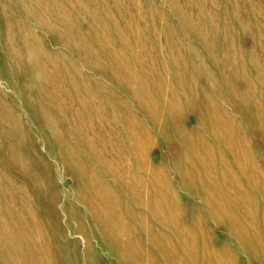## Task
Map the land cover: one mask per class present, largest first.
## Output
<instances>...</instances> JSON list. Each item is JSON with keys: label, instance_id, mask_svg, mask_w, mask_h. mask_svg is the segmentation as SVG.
<instances>
[{"label": "rangeland", "instance_id": "rangeland-1", "mask_svg": "<svg viewBox=\"0 0 264 264\" xmlns=\"http://www.w3.org/2000/svg\"><path fill=\"white\" fill-rule=\"evenodd\" d=\"M0 182V264H264V0H0Z\"/></svg>", "mask_w": 264, "mask_h": 264}, {"label": "bare ground", "instance_id": "bare-ground-1", "mask_svg": "<svg viewBox=\"0 0 264 264\" xmlns=\"http://www.w3.org/2000/svg\"><path fill=\"white\" fill-rule=\"evenodd\" d=\"M222 11V10H221ZM231 51V50H230ZM234 51V50H233ZM243 57V56H242ZM58 70V69H57ZM241 71V70H240ZM32 72V71H31ZM235 76V75H234ZM53 79V78H52ZM54 81V80H53ZM67 82V81H66ZM99 89V88H98ZM72 91V90H71ZM110 91V90H109ZM230 93V92H229ZM246 93V92H245ZM81 95V94H80ZM113 96V95H112ZM43 97H44V95H43ZM62 97V96H61ZM67 98V97H66ZM65 98V99H66ZM102 98V97H101ZM222 98V97H221ZM43 99V98H42ZM58 99V98H57ZM60 99V98H59ZM74 100V99H73ZM221 100V99H220ZM59 101V100H58ZM93 101V100H92ZM90 103V102H89ZM60 104V103H59ZM72 104V103H71ZM225 104V103H224ZM79 105H80V103H79ZM7 106V105H6ZM15 106V105H14ZM53 106V105H52ZM63 106V105H62ZM75 106V105H74ZM83 106V105H82ZM3 107V106H2ZM54 107V106H53ZM8 108V107H7ZM45 108V107H44ZM80 108V107H79ZM222 109V108H221ZM81 110V109H80ZM52 111V110H51ZM64 111V110H63ZM117 111V110H116ZM65 113H66V111H64ZM64 113V114H65ZM4 114H6V113H4ZM224 114V113H223ZM3 116V115H2ZM14 117V116H13ZM216 117V116H215ZM52 118V117H51ZM19 119V118H18ZM50 119V118H49ZM232 119V118H231ZM12 121V120H11ZM53 122V121H52ZM84 122V121H83ZM62 123V122H61ZM77 123V122H76ZM86 123V122H85ZM230 123V122H229ZM54 124V123H53ZM58 124V123H57ZM83 124V123H82ZM91 124V122L89 123V125ZM95 124V123H94ZM97 124V123H96ZM95 124V125H96ZM220 124V123H219ZM224 124V123H223ZM233 124V123H232ZM12 125V124H11ZM55 125H56V123H55ZM85 125V124H84ZM119 125V124H118ZM221 125H222V123H221ZM225 125H227V124H225ZM234 125V124H233ZM260 125V124H259ZM24 126V125H23ZM98 126V125H97ZM215 127V126H214ZM217 127V126H216ZM215 127V128H216ZM226 128L228 127V126H225ZM230 127H232L231 125H230ZM30 128V127H29ZM85 128V127H84ZM88 128V127H87ZM223 128H224V125H223ZM226 128H224V129H226ZM64 129V128H63ZM220 129V128H219ZM228 129H229V127H228ZM26 130V129H25ZM91 130H92V127H91ZM91 130H90V132H91ZM221 130V129H220ZM232 130H234V129H232ZM219 131V130H218ZM225 131V130H224ZM224 131H223V133H224ZM78 132V131H77ZM82 132V131H81ZM88 132V131H87ZM142 132V131H141ZM227 133V132H226ZM229 133V132H228ZM219 134H222L221 132H219ZM230 134H232V133H230ZM229 134V135H230ZM238 134V133H237ZM228 135V136H229ZM234 135V134H233ZM239 135V134H238ZM116 136V135H115ZM149 136V135H148ZM190 136V135H189ZM58 137V136H57ZM90 138H91V136H90ZM114 138V137H113ZM131 138V141L133 140L132 139V137H130ZM228 138V137H227ZM86 139V138H85ZM89 139V138H88ZM91 139H93L94 140V138H91ZM232 139V138H231ZM234 139V138H233ZM25 140V139H24ZM55 140V139H54ZM184 140V139H183ZM189 140V139H188ZM190 140H191V136H190ZM229 141H230V138L228 139ZM91 141V140H90ZM89 141V142H90ZM147 141V140H146ZM88 142V141H87ZM92 142V141H91ZM118 142V141H117ZM186 142V141H185ZM188 142V141H187ZM25 143V142H24ZM23 143V144H24ZM79 143V142H78ZM97 143V142H96ZM96 143H94V144H96ZM240 143V142H239ZM238 143V144H239ZM57 144V143H56ZM80 144V143H79ZM87 144V143H86ZM16 145V144H15ZM60 145V144H59ZM92 145V144H91ZM104 145L105 146H107V144L104 142ZM205 145V144H204ZM64 146V145H63ZM73 146V145H72ZM77 146V145H76ZM88 146V145H87ZM101 146V145H100ZM25 147V146H24ZM97 147H99V146H97ZM96 147V148H97ZM65 148V147H64ZM23 149V148H22ZM205 149V148H204ZM105 150V149H104ZM203 150V149H202ZM69 151H70V149H69ZM74 151V150H73ZM98 151V150H97ZM97 151H96V153H97ZM11 152V151H10ZM99 152V151H98ZM102 152H104V151H101V153ZM27 153V152H26ZM90 153V152H89ZM116 153H118L117 151L116 152H114L113 154H112V156L113 155H115ZM71 154V153H70ZM98 154V153H97ZM104 154V153H103ZM244 154V153H243ZM247 154V153H246ZM101 155V154H100ZM12 156V155H11ZM99 156V155H98ZM104 156V155H103ZM111 156V155H110ZM116 156V155H115ZM108 157V156H107ZM246 157V156H245ZM20 159V158H19ZM25 159V158H24ZM30 159V158H29ZM120 160V159H119ZM123 160V159H122ZM82 161V160H81ZM91 161H92V163H93V166L94 165H96V164H98L100 167H99V171L102 169V171H101V173H100V175L102 176V179H99V177H98V181L96 180V178L94 179V180H92V186H90V185H88L87 184V181H85L83 184H82V186H81V191H80V193H79V197L78 198H80V201H82L83 203L85 202V198H89V197H91V205H89L87 202H85L86 203V205H87V208L93 213H91V216H92V218H95L96 219V216L97 217H99L98 215H99V213H100V209H103V211H105V212H107L108 211V213L110 212L111 214H113L114 212H115V210L117 211V209H120V205H121V202H120V199H119V197H118V195L117 194H120V195H124L125 196V198H128V200H129V202H130V205L128 206V208L129 209H126L127 211H129L128 212V215H129V217H126V218H128V219H130V221H134L135 220V215H134V213H132V211H133V201H134V197H137V195H138V193H137V195H135V192H136V181H130L131 183H129V184H127V185H123L122 183H121V181L122 180H120V179H124V178H122V175L124 174L123 172H125L126 171V169H125V171H123V172H121L120 170L121 169H123L124 170V168H121V164L122 163H119L120 161H118V158H115V159H109V160H98V159H91ZM108 161V162H107ZM82 164H78L77 166H78V169H77V172L79 173V175L80 176H82L84 179L85 178H88L89 176L90 177H93V174L94 173H92L91 174V172L89 171V169H87V164L85 165V163H84V161H82L81 162ZM130 163V162H129ZM26 164H28V163H26ZM11 165V164H10ZM15 165V164H14ZM125 165V164H124ZM138 165V164H137ZM12 166V165H11ZM17 166V165H16ZM132 166V165H131ZM135 167V166H134ZM15 168V167H14ZM24 168V167H23ZM26 168V167H25ZM96 169V168H95ZM133 169V168H132ZM129 171V170H128ZM132 171V170H131ZM137 171H139V170H137ZM123 173L122 175H121V178L119 179V173ZM34 173V172H33ZM48 173V172H47ZM120 173V174H121ZM159 173V172H158ZM39 174V173H38ZM33 175V174H32ZM126 175H127V173H126ZM133 175V174H132ZM157 175V174H156ZM23 176V175H22ZM97 177V176H96ZM80 178V177H79ZM135 178H136V176H135ZM39 179V178H38ZM134 179V178H133ZM28 180V179H27ZM1 183V182H0ZM91 183V182H90ZM140 185V184H139ZM138 185V186H139ZM142 185V184H141ZM19 187V186H18ZM17 187V188H18ZM137 188H141L140 186L139 187H137ZM144 190H146V188L144 187L143 188ZM10 190V189H9ZM40 190V189H39ZM139 190V189H138ZM143 190V191H144ZM79 192V191H78ZM146 192V191H145ZM145 192H141V193H145ZM149 192V191H148ZM45 195V194H44ZM143 195V194H142ZM2 196V195H1ZM147 197H148V195H147ZM139 198H141V196H140V193H139ZM138 198V199H139ZM58 199V198H57ZM93 199H94V201H93ZM136 199V198H135ZM141 200V199H140ZM147 200V199H146ZM149 200V199H148ZM79 201V200H78ZM87 201V200H86ZM89 201V200H88ZM84 203V204H85ZM124 203V202H123ZM26 204V203H25ZM24 204V205H25ZM120 204V205H119ZM17 205V204H16ZM81 205V204H80ZM151 205V204H150ZM83 206V205H82ZM6 207V206H5ZM27 207H29V206H27ZM84 207H85V205H84ZM124 207V206H123ZM139 207V206H138ZM122 208V207H121ZM131 208H132V211H131ZM121 210V209H120ZM14 211V210H13ZM75 211V210H74ZM81 211V210H80ZM88 211V210H87ZM7 213V212H6ZM25 213V212H24ZM73 213V212H72ZM85 213V212H84ZM90 213V212H89ZM16 214V213H15ZM83 214V213H82ZM110 214V215H111ZM120 214H121V212H120ZM95 215V216H94ZM123 215V214H122ZM86 216H87V214H86ZM103 216V215H102ZM106 216H107V214H106ZM112 217V216H111ZM120 217V216H119ZM123 217V216H122ZM146 217V216H145ZM29 218H31V217H29ZM74 218V217H73ZM121 219V218H120ZM120 219H116V223L119 225V226H121V228L120 229H125V227H123L122 228V225L124 224L123 222H122V220H120ZM123 219V218H122ZM84 220V219H83ZM102 220V219H101ZM103 220H105V219H103ZM108 220V219H107ZM111 222H115V219H114V217H112L111 219ZM109 220V221H110ZM29 221H31V220H29ZM85 221V220H84ZM95 221V220H94ZM126 221V220H125ZM35 222V221H34ZM88 222L89 223H91L92 222V220L90 219V218H88ZM96 222V221H95ZM97 222L99 223V226L101 227V224H100V222L97 220ZM96 222V223H97ZM104 222V221H103ZM102 222V223H103ZM32 223V222H31ZM96 223H94V226H95V224ZM105 223V222H104ZM132 223V222H131ZM35 224V223H34ZM106 224V223H105ZM81 225V224H80ZM87 225V224H86ZM93 225V224H92ZM97 225V224H96ZM136 225V224H135ZM6 226V225H5ZM11 226V225H10ZM36 226V225H35ZM106 226V225H105ZM111 226V225H110ZM14 227V226H13ZM26 227V226H25ZM32 228L34 227V226H31ZM80 227H82V226H80ZM35 228V227H34ZM102 228H103V226H102ZM106 228V227H105ZM114 228V227H113ZM3 229V228H2ZM41 229V228H40ZM39 229V230H40ZM81 230H79L82 234H83V236H85L86 237V239H87V232H90V231H87L86 232V230H84L85 228H80ZM35 230V229H34ZM36 230H38V228L36 229ZM39 230H38V232H39ZM107 230H109V229H107ZM114 230H115V228H114ZM31 231V230H30ZM115 231H118V230H115ZM12 232V231H11ZM37 232V233H38ZM94 232V231H93ZM92 232V233H93ZM21 233V232H20ZM40 233V232H39ZM96 233V232H95ZM4 235H5V233H4ZM26 235V234H25ZM98 235V234H97ZM103 235H104V233H103ZM106 235H107V233H106ZM121 235H128V237H130L131 235H130V232L128 233L126 230H122V233H121ZM29 236V235H28ZM90 236V235H89ZM38 237V236H37ZM110 237H111V235H110ZM117 237V236H116ZM38 238H40V237H38ZM13 239V238H12ZM27 239V238H26ZM91 240V239H90ZM134 240V239H133ZM20 243V242H19ZM109 244H110V242H109ZM113 244V243H112ZM46 248V247H45ZM43 249H44V247H43ZM48 249V248H47ZM46 249V250H47ZM46 250H43V251H45V252H47ZM118 251H119V249H118ZM125 250H123V252H124ZM119 252H121L120 254H122V251H119ZM129 252V251H128ZM30 255V254H29ZM89 255V254H88ZM12 256V255H11ZM16 259V258H15ZM20 260V259H19ZM13 262V261H12ZM17 263V262H16Z\"/></svg>", "mask_w": 264, "mask_h": 264}]
</instances>
